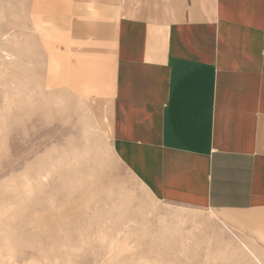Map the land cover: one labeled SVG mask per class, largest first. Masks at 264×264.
<instances>
[{"label": "crops", "instance_id": "obj_1", "mask_svg": "<svg viewBox=\"0 0 264 264\" xmlns=\"http://www.w3.org/2000/svg\"><path fill=\"white\" fill-rule=\"evenodd\" d=\"M27 17L57 103L155 201L214 214L231 264H264V0H28Z\"/></svg>", "mask_w": 264, "mask_h": 264}, {"label": "rangeland", "instance_id": "obj_2", "mask_svg": "<svg viewBox=\"0 0 264 264\" xmlns=\"http://www.w3.org/2000/svg\"><path fill=\"white\" fill-rule=\"evenodd\" d=\"M27 3L0 0V264H231L214 214L155 201L57 103Z\"/></svg>", "mask_w": 264, "mask_h": 264}, {"label": "bare ground", "instance_id": "obj_3", "mask_svg": "<svg viewBox=\"0 0 264 264\" xmlns=\"http://www.w3.org/2000/svg\"><path fill=\"white\" fill-rule=\"evenodd\" d=\"M255 260V259H254Z\"/></svg>", "mask_w": 264, "mask_h": 264}]
</instances>
